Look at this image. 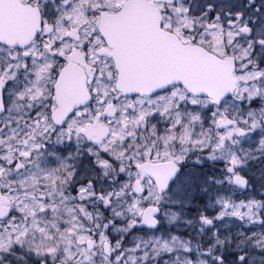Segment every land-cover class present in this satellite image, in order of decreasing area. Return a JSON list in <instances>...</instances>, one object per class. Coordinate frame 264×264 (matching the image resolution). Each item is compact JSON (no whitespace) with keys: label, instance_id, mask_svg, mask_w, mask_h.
Returning <instances> with one entry per match:
<instances>
[{"label":"snow or ice","instance_id":"6c2138e0","mask_svg":"<svg viewBox=\"0 0 264 264\" xmlns=\"http://www.w3.org/2000/svg\"><path fill=\"white\" fill-rule=\"evenodd\" d=\"M0 264H264V0H0Z\"/></svg>","mask_w":264,"mask_h":264}]
</instances>
